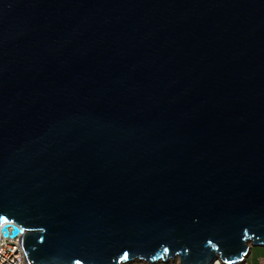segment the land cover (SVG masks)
<instances>
[{
	"label": "water",
	"instance_id": "95a60500",
	"mask_svg": "<svg viewBox=\"0 0 264 264\" xmlns=\"http://www.w3.org/2000/svg\"><path fill=\"white\" fill-rule=\"evenodd\" d=\"M0 233L30 264L264 247V0H0Z\"/></svg>",
	"mask_w": 264,
	"mask_h": 264
},
{
	"label": "built area",
	"instance_id": "2783aa9c",
	"mask_svg": "<svg viewBox=\"0 0 264 264\" xmlns=\"http://www.w3.org/2000/svg\"><path fill=\"white\" fill-rule=\"evenodd\" d=\"M12 231V227L9 228ZM23 234L17 237L4 236L0 233V264H30L22 242ZM144 261L135 260L123 264H141ZM148 263V262H147ZM215 264H223L217 261ZM236 264H246V261Z\"/></svg>",
	"mask_w": 264,
	"mask_h": 264
},
{
	"label": "rangeland",
	"instance_id": "374dc122",
	"mask_svg": "<svg viewBox=\"0 0 264 264\" xmlns=\"http://www.w3.org/2000/svg\"><path fill=\"white\" fill-rule=\"evenodd\" d=\"M246 264H263L264 263V247H252V250L250 254L245 257ZM141 264H152V263H141ZM160 264H180L179 260H170V263L161 261ZM228 264H233V263H228Z\"/></svg>",
	"mask_w": 264,
	"mask_h": 264
},
{
	"label": "bare ground",
	"instance_id": "6f19581e",
	"mask_svg": "<svg viewBox=\"0 0 264 264\" xmlns=\"http://www.w3.org/2000/svg\"><path fill=\"white\" fill-rule=\"evenodd\" d=\"M248 255H249V254L243 256L241 259H239L238 261H235L233 264H236V263H238V262H240V263L244 262V261H245V257H247ZM232 262H233V261H232Z\"/></svg>",
	"mask_w": 264,
	"mask_h": 264
},
{
	"label": "crops",
	"instance_id": "0c3cea01",
	"mask_svg": "<svg viewBox=\"0 0 264 264\" xmlns=\"http://www.w3.org/2000/svg\"><path fill=\"white\" fill-rule=\"evenodd\" d=\"M161 262L155 263V264H160ZM170 263V262H169ZM264 264V263H263Z\"/></svg>",
	"mask_w": 264,
	"mask_h": 264
}]
</instances>
